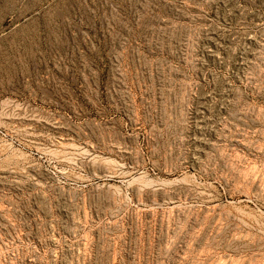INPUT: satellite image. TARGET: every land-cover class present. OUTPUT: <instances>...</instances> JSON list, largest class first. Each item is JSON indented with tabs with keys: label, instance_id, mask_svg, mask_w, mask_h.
<instances>
[{
	"label": "rangeland",
	"instance_id": "374dc122",
	"mask_svg": "<svg viewBox=\"0 0 264 264\" xmlns=\"http://www.w3.org/2000/svg\"><path fill=\"white\" fill-rule=\"evenodd\" d=\"M262 206L264 0H0V264H264Z\"/></svg>",
	"mask_w": 264,
	"mask_h": 264
},
{
	"label": "bare ground",
	"instance_id": "6f19581e",
	"mask_svg": "<svg viewBox=\"0 0 264 264\" xmlns=\"http://www.w3.org/2000/svg\"><path fill=\"white\" fill-rule=\"evenodd\" d=\"M249 200H252L251 198H249ZM243 202V201H242ZM261 211L264 213V207L262 206Z\"/></svg>",
	"mask_w": 264,
	"mask_h": 264
}]
</instances>
